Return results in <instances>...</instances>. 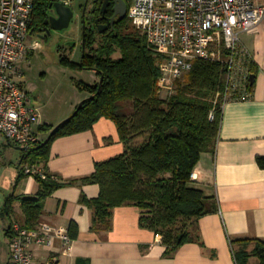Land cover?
I'll return each mask as SVG.
<instances>
[{
	"label": "trees",
	"instance_id": "obj_1",
	"mask_svg": "<svg viewBox=\"0 0 264 264\" xmlns=\"http://www.w3.org/2000/svg\"><path fill=\"white\" fill-rule=\"evenodd\" d=\"M53 1L36 0L32 29L40 30ZM130 23L127 15L104 33L88 29L80 62L61 56L64 65L95 70L100 80L79 83L90 96L78 112L55 134H51L55 127L41 126L49 135L23 152L24 175H29L24 171L25 163L46 171V177L35 175L41 186L38 196L22 200L25 226L34 228L39 224L45 199L64 185L46 170L52 142L90 130L99 119L107 117L117 124L125 150L96 163L95 171L82 179L100 186L98 197L84 198L94 212L93 228H111L113 209L133 204L141 210V225L161 234L167 253L172 254L185 243H202L196 228L204 215L216 210L214 199L190 183L202 154L217 148L223 107L216 109L214 118L211 114L213 97L218 89H225L223 64L196 60L185 81L178 82L173 93L164 95L158 81L161 55L149 46L144 34L129 31ZM98 35L100 40L96 39ZM118 52L121 55L115 57ZM128 104L131 112L125 111ZM12 200H6L7 213L12 209ZM255 254L264 264V239H259ZM236 256L239 264H246L250 252L237 251Z\"/></svg>",
	"mask_w": 264,
	"mask_h": 264
},
{
	"label": "crops",
	"instance_id": "obj_2",
	"mask_svg": "<svg viewBox=\"0 0 264 264\" xmlns=\"http://www.w3.org/2000/svg\"><path fill=\"white\" fill-rule=\"evenodd\" d=\"M242 42L256 74L253 95L224 104L216 151L202 154L190 183L216 205L196 228L202 243L188 242L168 254L162 235L141 225V210L133 204L113 209L111 228H93L94 212L84 198L98 197L100 186L82 179L95 171L96 163L125 150L115 121L102 117L92 129L59 137L51 144L46 170L64 185L45 199L39 224L67 227L74 243L70 252L58 240L53 249L34 244L36 264H239L236 252L241 250L250 252L246 264H260L255 251L259 239H264V21L256 30L243 33ZM99 80L98 76L93 83ZM21 160L0 206V264L9 263L14 224L25 225L23 198L38 196L41 188L35 177L24 175ZM9 162L15 163L13 155ZM8 197L13 200L7 213Z\"/></svg>",
	"mask_w": 264,
	"mask_h": 264
},
{
	"label": "built area",
	"instance_id": "obj_3",
	"mask_svg": "<svg viewBox=\"0 0 264 264\" xmlns=\"http://www.w3.org/2000/svg\"><path fill=\"white\" fill-rule=\"evenodd\" d=\"M133 25L161 55V91L183 79L198 59L223 64L225 103L250 99L251 57L242 34L264 21V0H125ZM36 0H0V133L10 143L33 147L41 137L38 109L30 104L28 91L18 80L19 62L41 46L40 39L27 42L34 29ZM214 118V113L211 114ZM25 173L46 177L42 167L24 164ZM56 240L69 252L74 238L67 227L49 223L34 228L14 224L10 236L8 264H36L33 245L53 249Z\"/></svg>",
	"mask_w": 264,
	"mask_h": 264
},
{
	"label": "rangeland",
	"instance_id": "obj_4",
	"mask_svg": "<svg viewBox=\"0 0 264 264\" xmlns=\"http://www.w3.org/2000/svg\"><path fill=\"white\" fill-rule=\"evenodd\" d=\"M68 5L75 10V17L70 26L66 29L55 31L45 38L39 37L38 31L30 33L27 37V42L40 39L41 46L32 51L27 60L19 62V68L22 72L17 80L24 85L30 96V104L35 106L39 113L41 122L40 125H35L34 129L37 134L44 138L49 135L48 132L41 129V126H51V123L57 125L65 117L67 110L80 97L78 105L90 94L87 91L81 90L79 83H92L98 74L92 69H78L64 65L61 62V56L66 55L75 62H80L83 55V24L82 15L83 8L87 0H64ZM93 7V0H89L88 10ZM129 31H135L143 35V32L136 28L133 23L129 24ZM97 40L101 36H97ZM120 52L115 54L119 57ZM180 81H185V78L172 82L169 89H163L164 95L173 93L176 90L177 84ZM225 84V83H224ZM225 89H218L213 97L214 109L212 113H216V109L225 104ZM77 105V107H78ZM129 105V104H128ZM126 112H131L132 107L129 105L125 108ZM216 115V114H215ZM62 119V121H59ZM56 126V125H55ZM16 144L9 142L7 137L0 136V206L4 200V194L10 192V181L14 174V169L17 168V162L23 155V151L17 149ZM15 163H10L12 157Z\"/></svg>",
	"mask_w": 264,
	"mask_h": 264
},
{
	"label": "water",
	"instance_id": "obj_5",
	"mask_svg": "<svg viewBox=\"0 0 264 264\" xmlns=\"http://www.w3.org/2000/svg\"><path fill=\"white\" fill-rule=\"evenodd\" d=\"M112 0H105L104 5L102 7V13L105 14V11L108 7V5L111 3ZM88 0L86 1L85 7L87 6ZM113 9L115 12V15L113 17V22L116 21V17L118 16V20H122L128 15V4L125 0H113ZM52 12L53 14L50 16V18L46 19V22L51 21V28H47L46 35L49 36L53 30L60 31L63 29H66L70 26L73 18L75 17V10L72 6L68 5L67 2L64 0H54L50 6H49V13ZM48 13V14H49ZM85 14V10H84ZM103 17L99 18L97 22H99ZM110 26V23H107L106 25H99L98 29L96 30L99 33L105 32ZM86 28V19H84V33ZM46 35L39 34V37L45 38ZM83 50H85V42L83 43ZM256 79V74H251L250 81L253 84ZM102 81L100 88L102 87ZM85 99L78 105V108L76 109L75 113L65 120H63L61 123L55 126L51 134H55L56 131L64 125L66 122L71 120V118L78 112V110L81 108V106L84 104ZM32 147H22L17 146V149L27 152L31 150ZM24 156V155H23ZM22 156L21 162H23L24 157Z\"/></svg>",
	"mask_w": 264,
	"mask_h": 264
},
{
	"label": "flooded vegetation",
	"instance_id": "obj_6",
	"mask_svg": "<svg viewBox=\"0 0 264 264\" xmlns=\"http://www.w3.org/2000/svg\"><path fill=\"white\" fill-rule=\"evenodd\" d=\"M105 0H93V7L88 10V4L89 0L87 3V6L83 8V15H82V24H83V37L87 33L88 29L93 28L95 30L98 29L99 25H106L107 23H110L109 28L106 31H109L110 29L114 28L117 21H118V16L116 17V21L113 22V17L115 15V12L112 11L113 9V0L111 3L108 5L105 14L102 13V7L104 5ZM85 10V14H84ZM53 13L50 12L48 16L45 18L42 27L40 28V31H38L39 34L46 33L47 28H51V21L46 22V19L50 18V16ZM103 17L99 22L97 20L99 18ZM84 19H86V28H85V33H84ZM105 31V32H106ZM104 33V32H103Z\"/></svg>",
	"mask_w": 264,
	"mask_h": 264
}]
</instances>
